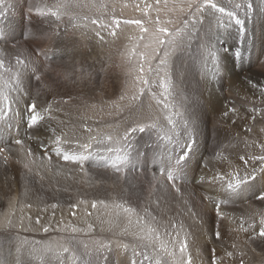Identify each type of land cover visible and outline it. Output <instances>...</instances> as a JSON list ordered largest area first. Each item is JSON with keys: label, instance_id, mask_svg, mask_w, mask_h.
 Instances as JSON below:
<instances>
[{"label": "rangeland", "instance_id": "obj_1", "mask_svg": "<svg viewBox=\"0 0 264 264\" xmlns=\"http://www.w3.org/2000/svg\"><path fill=\"white\" fill-rule=\"evenodd\" d=\"M81 2L88 5L90 0ZM140 2L141 0H95L97 5H106L102 10L106 13L102 17L105 22L113 15L121 21L146 19L135 8ZM148 2L152 3L153 0ZM217 2L228 4L229 0ZM235 2L253 5L251 9L242 7L238 10L239 18L245 21L243 33H239L238 27L233 23L229 29L230 34L221 36L217 41L215 26L210 22L211 18L206 16L204 23L198 25V30L193 32L191 39L171 58L173 83L176 90L185 97L180 111L190 123L195 144L184 177L176 181V185H180V192L170 198L163 193L158 197L149 191V196L145 193L151 183V189L153 187L155 192L161 188L164 191L167 183L172 186L159 174L158 160L167 142L158 140L154 131L135 134L132 162L136 168L125 170L134 175L122 177L123 180L129 179L128 185L127 182L123 183V180L120 183L117 172L104 166V161L99 158L105 155L102 151L85 161L83 170L78 164L65 162L53 151L57 147L53 140L62 135V132L67 134L66 138L72 142L75 150V141L87 142L89 135H95L98 131L122 133L137 116L143 118L151 114L162 119V105H157L156 100L148 95L139 101H131L132 90L125 83L121 53L130 46L125 37L138 34L139 29L135 25L121 24L116 37L103 32L105 42H101L93 31L96 26L88 21L77 19L74 21L77 26L72 27L68 24V17L57 21L54 17L45 18L34 13L29 14V0H6V14L0 16V50L13 57L19 52L26 63L31 61L27 68L20 67L23 92L27 94H22L18 107L24 114L25 105L34 101L38 106L37 110L43 114V109L51 104L57 119L49 120L45 115L43 121L51 126L36 125L34 129L28 128L24 120L11 114L8 121H0V148L5 149L0 153V264H129L132 258L131 248H123V244L130 241V237L123 233L125 224L110 215L99 203L93 209V201H104L108 205L126 202L140 213L147 208L160 224H168L170 221H175L178 225L182 223L184 230L181 237L187 233L192 264H212L213 260L216 264H240L241 259L244 264H264V242L260 239L249 240L248 234L242 231H232L238 225L236 217L264 209V202L252 196L254 188L264 187V172L259 171L264 166L259 161H250L248 172H251L253 167L257 169L255 185L252 184L254 188L241 191L226 205L221 206V211L227 213L231 219L219 221L220 240H216L213 235L217 219L214 205L211 200L205 199H225L207 183L214 172L221 171L214 164L216 160L212 158L216 151L221 150L219 146L232 145L224 155L243 172V164L238 156L246 153L259 154V149L255 147L245 148L244 141L264 143V114L257 115L251 111L254 106L264 109V103L261 101L263 98H254L247 90L243 94L239 93V83L234 79L235 73L242 72L245 75L248 70L255 69L263 73V76L252 77V80H264V0ZM9 3L21 11L16 26L6 16L10 10ZM173 6L172 0H169L167 7ZM161 7H164L163 3ZM73 12L78 18H95L101 15L95 7L74 8ZM150 15L154 17L156 13L152 11ZM171 18L175 19V14ZM210 43L214 44L220 53L219 66L214 75L206 68L205 57L202 55L203 49ZM237 49L242 53V61L233 55ZM37 75L40 80L35 79ZM153 91L157 93L158 99L162 90L154 87ZM207 91H211L212 96L218 100L216 107L209 105L205 96ZM122 94L125 95L124 100H120ZM196 101L198 104L195 106ZM57 106L60 108L59 112H55ZM225 112L228 113L227 116L224 115ZM254 115L255 120L252 119ZM202 116L201 121L208 128L207 142L203 145L200 140L202 130L199 131L200 127L195 123L196 118ZM176 119L179 120L180 117ZM225 120H229V124L233 123L235 128L232 129L225 122L222 124ZM61 121L63 123H60ZM85 127L91 128L92 133L85 131ZM17 139L23 143L15 144ZM59 147L64 151L69 145ZM29 149L31 156L28 155ZM48 156H51V160ZM85 173L94 179L91 182L87 180L90 183L82 185L80 181L85 183ZM51 174L53 179L47 182V175ZM54 177L64 179L54 182ZM201 177L204 178L203 181ZM90 197L94 200H89ZM197 200H201L200 209L205 208L206 214L212 213V222H209L210 214H207L206 219H201L200 216L194 218L189 214L188 209L193 210L191 205L194 203L196 206ZM81 201L85 203H80ZM54 204L57 205L56 208L52 207ZM73 204L77 205L75 209L69 207ZM37 218L40 220L39 224L36 223ZM9 220L11 224L8 223ZM88 224L93 226L91 230L88 229ZM43 226H48L49 231H43ZM73 226L83 231L73 233ZM56 242L69 246L73 252L61 254L59 257L52 254L30 255L32 249H44ZM97 242H102L107 247L97 253L94 250ZM233 244L236 248L232 247ZM85 245L89 246L88 250ZM229 251L233 252L232 257L226 255ZM240 253H243V256Z\"/></svg>", "mask_w": 264, "mask_h": 264}, {"label": "snow or ice", "instance_id": "obj_2", "mask_svg": "<svg viewBox=\"0 0 264 264\" xmlns=\"http://www.w3.org/2000/svg\"><path fill=\"white\" fill-rule=\"evenodd\" d=\"M172 2L174 6L169 8L167 7L169 0H153L152 3H149L148 0H141L135 5V8L146 19H124L121 21L113 15L110 20L105 22L102 17L106 13L102 10L106 8V5L104 3L97 5L95 0H90L88 5L83 4L81 0H51V3L49 0H29L27 8L29 14L34 13L45 18L54 17L57 21L62 20L63 17H68V24L72 27L77 26L74 21L83 19L96 26L93 31L101 42H105L103 32L116 37L118 35L117 29H120L121 24L125 26L135 25L139 29V33L125 37L130 42V46L121 53L123 57L122 66L126 76L125 83L132 90L130 100L139 101L148 95L156 100L157 105H162L164 112L162 119L151 114L143 118L137 116L122 133L98 131L95 135H89L87 142L75 141V150H73L72 142L66 138L67 134L62 132V135L56 136L53 140V143L57 145L53 151L65 162L78 164L83 170L84 162L102 151L105 155L99 158L104 161L105 167H110L117 173H122L129 168L135 169L136 165L132 162L135 134L154 131L158 140L167 142L158 160L159 174L172 184L176 192H180L176 181L185 175L187 164L191 158L190 153L194 151L195 139L189 121L183 117V113L180 111L185 97L176 90L173 83L170 67L171 58L175 52L184 47L187 40L191 39L193 32L198 30V25L204 23L206 16L211 18L210 22L215 26V39L217 41L221 36L230 34L229 29L233 23L238 27L239 33H243L245 21L239 18L238 10L242 7L251 9L253 5L251 3L244 5L235 2V0H229L228 4L218 3L217 0H172ZM162 3L163 8L161 7ZM5 4L6 0H0V16L6 14ZM11 6L9 3L8 7ZM80 7H95L98 12H101V15L95 18L88 16L78 18L73 9ZM152 11L156 13L154 17L150 15ZM173 14H175V19L171 18ZM163 17L169 18L164 19ZM202 55L205 57V66L208 71L213 75L216 74L220 61L219 50L210 43L203 49ZM233 55L242 61L243 57L239 49ZM30 63L31 61L26 63L19 52L13 57L0 50V121L6 122L11 116H17L26 122L28 128H33L40 121L45 120V115L49 120L57 119L51 104L43 109V114L37 110L38 106L34 101L25 105L24 114L18 107L22 101V94H27L23 92L20 67L27 68ZM35 79L40 80V76H35ZM248 84L259 91L261 97H264V84L254 82L251 78L248 79ZM154 87L162 90L158 99L157 93L153 91ZM14 93L16 95H13ZM124 99L125 95L122 94L120 100ZM59 111L60 108L57 106L55 112ZM231 111H235V109H231ZM251 111L257 115L264 114V109L255 106ZM227 114V112L224 113L225 116ZM177 117L180 119H176ZM252 119L255 120L256 116L254 115ZM84 130L88 133L93 131L88 127H85ZM14 143L19 145L23 142L17 139ZM59 145H69V147L61 151ZM244 145L245 148L255 147L259 149V154L246 153L238 156L239 161L243 164V172L239 166L233 165L228 156L224 155V152L232 147L231 144L219 146L221 150L216 151L212 157L213 159L219 158L220 163L217 166L221 171L214 172L207 183L210 188L225 197L223 200L205 197V199L211 200L214 205L217 219L213 235L216 240L221 239L219 221L225 218L231 219L227 213L221 211V206L226 205L233 196L239 195L241 191L254 188L250 182L255 181L257 169L253 167L252 171L248 172L249 162L259 161L264 166V143H249L245 140ZM157 146L159 147V145ZM41 147L44 146L41 145ZM4 151V148H0V153ZM45 154L47 155V153ZM28 155H32L30 149ZM47 158L51 160V156ZM259 171L264 172V167H261ZM203 180L204 178L201 177V181ZM252 196L254 199L264 202V187L254 188ZM80 203L85 202L81 201ZM97 203L103 205L110 215H114L115 218L120 219L125 224L123 233L130 237V241L123 244V248L125 250L131 248L132 258L129 264H192V256L188 252L187 233L181 237V232L184 230L182 223L178 225L177 222L170 221L168 224H160L147 208L143 210V213H140L126 202H114L112 205H108L104 201H93L91 207L95 209ZM52 207L56 208L57 205L54 204ZM69 207L75 209L77 205L73 204ZM188 211L194 218L199 216L192 209ZM121 213H123L122 217ZM72 214L75 215V212ZM238 219L239 223L232 231H242L248 234L249 240L260 239L264 242V209L246 212ZM8 223L11 224V221L9 220ZM36 223H40L39 218H37ZM87 227L91 230L93 226L88 224ZM43 231L48 232L49 227L43 226ZM71 231L76 233L83 231V229L73 226ZM105 247L107 245L104 243L97 242L94 250L99 253ZM232 247L236 248V245L233 244ZM85 249L88 250L89 246L85 245ZM72 252L73 249L69 246L56 242L44 249H32L30 255L52 254L59 257L61 254ZM213 252H215L214 249ZM226 255L232 257L233 252L229 251ZM240 255L243 256V253ZM212 264H216L215 260ZM240 264H244L243 259L240 260Z\"/></svg>", "mask_w": 264, "mask_h": 264}, {"label": "bare ground", "instance_id": "obj_3", "mask_svg": "<svg viewBox=\"0 0 264 264\" xmlns=\"http://www.w3.org/2000/svg\"><path fill=\"white\" fill-rule=\"evenodd\" d=\"M24 1V0H23ZM19 6V5H18ZM9 8V7H8ZM19 12H21L20 10H18L16 7H15V5H13V6H11L10 7V10H8L7 11V15L6 16H8V18H9V20H11L14 24H15V26H16V24H17V22L19 21V17H20V14H19ZM243 15V14H242ZM18 26H20V25H18ZM259 30V29H258ZM40 34V33H39ZM18 37H20V35H18ZM252 45V44H251ZM2 46V45H1ZM0 46V47H1ZM38 60V59H37ZM36 60V61H37ZM61 62H63V61H61ZM71 62V61H70ZM69 62V63H70ZM80 62V61H79ZM56 63V62H55ZM71 63H73V61L71 62ZM230 64V63H229ZM30 65V64H29ZM37 65H38V63H37ZM34 66V65H33ZM199 65H197V67H198ZM234 67V66H233ZM243 67V69L245 68L244 66H242ZM66 68V67H65ZM230 68H232V67H230ZM254 68V67H253ZM227 69H228V67H227ZM232 70V69H231ZM248 70V69H247ZM30 71V70H29ZM79 71V70H78ZM245 71V70H244ZM29 73V72H28ZM53 73V72H52ZM203 73V75L205 74L204 72H202ZM263 73H261V72H259V71H257V70H255V69H253V70H248L247 71V73L244 75V74H242V72H240L239 74L238 73H235L234 74V79L235 80H237L236 82H238L239 83V89L237 90L239 93H244L245 92V90H247V92H249V93H251L253 96H254V98H256V97H258L259 98V100H260V97H261V95H260V92L259 91H257L256 89H253L249 84H248V79L249 78H251L252 79V77L253 78H258V77H260L261 75H262ZM26 75V74H25ZM54 75V74H53ZM27 76V75H26ZM243 76V77H242ZM263 76V75H262ZM23 78V77H22ZM204 78V77H203ZM31 79V78H30ZM65 79H67V78H65ZM209 79V78H208ZM24 80V79H23ZM218 80V79H217ZM28 81V80H27ZM209 81V80H208ZM254 82H259L260 84H264V80L263 79H261L260 81H257V79H254L253 80ZM205 82V81H204ZM207 82V81H206ZM236 82H234V83H236ZM26 84H27V82H26ZM208 84V83H207ZM30 85V84H29ZM209 85V84H208ZM238 86V85H237ZM48 89V88H47ZM235 89V88H234ZM24 90H25V88H24ZM26 92V91H25ZM236 92V91H235ZM234 92V93H235ZM48 93V92H47ZM213 95V93L211 92V91H207V92H205V96H206V98L208 99V103H209V105L211 104L212 105V107H216L217 105H218V100H216V97L215 96H212ZM247 97V96H246ZM249 98V97H248ZM261 98H263V100H261L263 103H264V97H261ZM45 99L43 98V101H44ZM39 101H41V100H39ZM198 104V101H196L195 102V106ZM41 107H45V105H41ZM204 109V108H203ZM200 110H202V109H200ZM211 111V110H210ZM201 112V111H200ZM211 113V112H210ZM213 113V112H212ZM219 116V115H218ZM202 118H203V116L202 117H197L196 118V120H195V123L200 127V130L199 131H201L202 130V135H201V137H200V140L202 141L201 143H202V145H203V143L205 144L206 142H207V130H208V128H207V125L206 124H203L202 123ZM207 118V117H206ZM216 118H217V116H216ZM219 118H220V116H219ZM56 122V121H55ZM227 123L228 124V126L229 127H231L232 129L233 128H235V126L233 125V123H231V124H229L228 122H229V120H225V121H222V124L223 123ZM47 122H44V121H40L38 124H37V127H40V125H46L47 127H49V126H51L50 124H46ZM52 123V122H51ZM54 124V123H53ZM201 124H203V125H201ZM34 129V128H33ZM32 129V130H33ZM38 129H40V128H38ZM37 129V130H38ZM45 129V128H44ZM41 131V130H40ZM37 132V131H36ZM45 133V132H44ZM197 133H198V131H197ZM35 134H37V133H35ZM46 134V133H45ZM43 137V136H42ZM141 138V137H140ZM199 139V138H198ZM209 140V139H208ZM40 141V140H39ZM153 147V146H152ZM199 147V146H198ZM200 149V148H199ZM198 149V150H199ZM231 156V155H230ZM27 158H29V157H27ZM144 159V158H143ZM216 161L214 162V164L215 165H218L219 163H220V161H219V159H215ZM218 161H219V163H218ZM233 163V162H232ZM236 163V162H235ZM142 164V163H141ZM140 164V165H141ZM193 164H195V163H193ZM208 164V163H207ZM206 164V165H207ZM205 165V166H206ZM233 165H235L234 163H233ZM212 167V166H211ZM217 167V166H216ZM216 167H214V168H216ZM202 169V168H201ZM62 170V169H61ZM225 170H228V169H225ZM205 171V170H204ZM67 172V171H66ZM132 172V171H131ZM140 172V171H139ZM199 172V171H198ZM203 172V171H202ZM207 172V171H206ZM59 173V172H58ZM44 174V173H43ZM64 174V173H63ZM125 174V175H124ZM136 174V173H135ZM85 175H86V173H85ZM134 175V173L132 174V173H128L127 171H125V172H122V173H117L116 174V176H117V178H118V180H119V182L121 183V181L123 180V178L122 177H128V176H133ZM193 175V174H192ZM44 176H45V174H44ZM87 177V178H86ZM47 178L48 179H46V181L48 182V180H51V179H53V176H52V174H51V176L49 175H47ZM84 179H86V181H85V183H83L82 182V180L80 181L81 183H82V185L83 184H86V182L89 184L91 181H93V179H94V177H91L90 175H86V176H84L83 177ZM161 178V177H160ZM210 178V177H209ZM62 179H64V178H62V177H54V182H57V181H62ZM152 179V178H151ZM165 179V178H164ZM196 179V178H195ZM87 180H89L90 182H88ZM156 180V179H155ZM157 181V180H156ZM124 182H127V185L129 184V179H125V180H123V183ZM167 183V182H166ZM152 184V183H151ZM151 184H149V186H148V190H146V195L147 196H149V194H148V191L149 192H151L152 194H154L155 196H157L158 197V195L160 194V193H163V194H166V195H168L170 198L173 196V197H175V196H177L178 195V192H176V190L172 187V186H170L168 183H167V185H166V188H165V192L164 191H162L163 190V188H161V190H159V191H157L156 190V192H155V190L153 191L152 189H153V187H152V189H151ZM161 184V183H160ZM251 184H254V181H252L251 182ZM154 185V184H153ZM255 185V184H254ZM88 187V186H87ZM177 187H179L180 188V185H177ZM182 187H184V186H182ZM195 188V187H194ZM167 191V192H166ZM183 191V190H182ZM187 192V191H186ZM100 193V192H99ZM98 193V194H99ZM194 193V192H193ZM97 194V195H98ZM186 194V193H185ZM199 194V193H198ZM189 195V194H188ZM194 196V195H193ZM200 196V195H199ZM160 197V196H159ZM184 196H182V198H183ZM149 198V197H148ZM161 198H163V197H161ZM200 198V197H199ZM89 200H94V198L92 197H90V198H88ZM168 199V198H167ZM184 199V198H183ZM182 199V200H183ZM201 199V198H200ZM204 199V198H203ZM202 200V199H201ZM201 200H197L196 201V206H194L193 204L191 205V207L193 208V210L196 212V213H198L199 214V216L201 217V218H203V219H206L207 218V214H210V216H211V220H209V222H212V220H213V216H212V213H207L206 214V212H204V209H200L199 208V204H201ZM186 201V200H185ZM184 201V202H185ZM91 202V201H90ZM161 203H162V201H160ZM209 203V202H208ZM183 205H185L184 203H182ZM188 204H189V202H188ZM211 204V203H210ZM202 205V204H201ZM206 205V204H205ZM209 205V204H208ZM207 205V206H208ZM190 207V206H189ZM206 207V206H205ZM210 207V206H209ZM213 207V206H212ZM224 207V206H223ZM165 208V207H164ZM207 209V208H206ZM25 210V209H24ZM189 210V209H188ZM192 210V211H193ZM211 210V209H210ZM221 210H223L222 208H221ZM236 211L238 210V209H235ZM187 211V210H186ZM226 211V210H225ZM189 213V212H188ZM190 214V213H189ZM187 215V214H186ZM215 218V217H214ZM239 217H236V219H235V221L237 222V223H239L238 221H239V219H238ZM194 219V218H193ZM188 220H190V219H188ZM224 221V220H223ZM227 221H229V220H227ZM226 221V222H227ZM198 222V221H197ZM206 222V221H205ZM199 223V222H198ZM225 223V222H224ZM204 224V223H203ZM205 225H206V223H205ZM225 225V224H224ZM200 226H203V225H200ZM221 226V225H220ZM201 228L202 227H200V231H201ZM205 229V228H204ZM207 231V230H206ZM197 232V231H196ZM204 233H205V231H204ZM211 233V232H210ZM209 234V233H208ZM208 234H207V236H208ZM228 234V233H227ZM200 236V235H199ZM241 237V236H240ZM198 240V239H197ZM232 241V240H231ZM229 243V242H228ZM253 243V242H252ZM226 249V248H225ZM198 257V256H197ZM227 257V256H226Z\"/></svg>", "mask_w": 264, "mask_h": 264}]
</instances>
